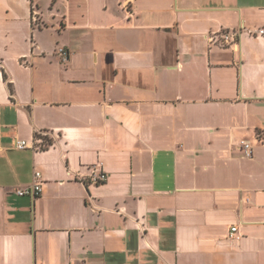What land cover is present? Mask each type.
<instances>
[{
  "label": "crops",
  "instance_id": "1",
  "mask_svg": "<svg viewBox=\"0 0 264 264\" xmlns=\"http://www.w3.org/2000/svg\"><path fill=\"white\" fill-rule=\"evenodd\" d=\"M261 26L264 0H0V264H264Z\"/></svg>",
  "mask_w": 264,
  "mask_h": 264
},
{
  "label": "built area",
  "instance_id": "2",
  "mask_svg": "<svg viewBox=\"0 0 264 264\" xmlns=\"http://www.w3.org/2000/svg\"><path fill=\"white\" fill-rule=\"evenodd\" d=\"M35 20H38V18L35 16ZM256 34H264V26H261L255 30H253ZM239 31L237 30H222L218 34H209V40L211 42H220L221 45L227 46L233 43H236L239 38ZM57 52L63 60H67L69 58V50L63 46L58 47ZM47 135L46 132H40L37 136H35L34 140L31 142L24 140V139H17L15 141V147L17 148H26L31 147L33 149H39L42 148V145L45 144V141L43 137ZM242 147L245 152V156L251 157L253 155V146L251 145L249 140H242ZM109 174L99 169V166H93L91 168L90 173L88 174V177L83 179L87 183H93V184H100L104 183L108 180ZM42 175L41 172L36 171L34 175L33 181L25 186L19 187L16 190V193L18 195H31L34 197L40 196L43 191V185H42ZM239 228L237 225L233 226L230 231V237H236L238 235Z\"/></svg>",
  "mask_w": 264,
  "mask_h": 264
},
{
  "label": "trees",
  "instance_id": "3",
  "mask_svg": "<svg viewBox=\"0 0 264 264\" xmlns=\"http://www.w3.org/2000/svg\"><path fill=\"white\" fill-rule=\"evenodd\" d=\"M5 77H6V74H5ZM11 86V90H12V85L10 84ZM38 135V133L36 134V136ZM44 141H45V144L42 145V148L43 149H46L49 145H51L53 143V141L48 138V137H43Z\"/></svg>",
  "mask_w": 264,
  "mask_h": 264
}]
</instances>
